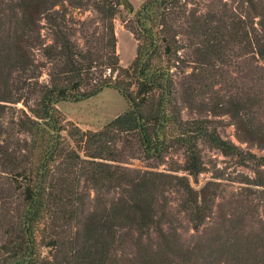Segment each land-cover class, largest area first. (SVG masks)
Listing matches in <instances>:
<instances>
[{
	"label": "trees",
	"instance_id": "obj_1",
	"mask_svg": "<svg viewBox=\"0 0 264 264\" xmlns=\"http://www.w3.org/2000/svg\"><path fill=\"white\" fill-rule=\"evenodd\" d=\"M117 18L136 42L125 67ZM246 55L264 63V0H145L136 9L125 0L0 5V240H18L2 245L0 264L7 253L17 257L13 264H109L121 229L141 234L156 222L165 186L183 191L182 207L199 226L211 209L208 185L196 191L185 176L122 164L129 157L160 166L180 154L179 170L196 183L206 146L241 166H262L264 157L243 152L204 118L240 122L261 109L255 92L212 88L226 86L224 68ZM104 90L127 109L100 131L81 130L57 109ZM183 111L197 117L185 120ZM258 142L264 145V131ZM91 192L98 204L87 213Z\"/></svg>",
	"mask_w": 264,
	"mask_h": 264
},
{
	"label": "rangeland",
	"instance_id": "obj_2",
	"mask_svg": "<svg viewBox=\"0 0 264 264\" xmlns=\"http://www.w3.org/2000/svg\"><path fill=\"white\" fill-rule=\"evenodd\" d=\"M6 1L0 0V5ZM144 1L127 0V3L136 9ZM79 16L87 18L90 14L85 12L84 16ZM114 26L117 52L125 67L135 56L136 42L118 18ZM224 72L227 85L212 86L214 92L236 94L233 88L255 92L261 100V109L245 115L240 122L227 114L205 113L204 118L223 139L231 141L243 152L264 157V145L258 142L260 132L264 131V63L249 55L241 56L226 66ZM229 84L232 88L227 92L225 88ZM208 96H212L210 88ZM57 109L81 130L97 132L124 113L127 105L115 91L104 90L86 101L60 102ZM196 117L188 111L182 112L185 120ZM200 147L204 172L196 183L179 170L183 166L180 154H171L160 166L152 161L125 159L122 165L132 172L185 176L196 191L208 185L211 209L204 221L195 227L182 207L186 199L183 191L173 185L160 187L156 222L141 234L133 228L121 229L109 264H264V164L241 166L235 156H224L216 149ZM172 168L177 171L169 170ZM97 204L96 196L91 192L87 213L93 212ZM17 241L0 240V248ZM2 256V264H13L17 259L12 253Z\"/></svg>",
	"mask_w": 264,
	"mask_h": 264
},
{
	"label": "crops",
	"instance_id": "obj_3",
	"mask_svg": "<svg viewBox=\"0 0 264 264\" xmlns=\"http://www.w3.org/2000/svg\"><path fill=\"white\" fill-rule=\"evenodd\" d=\"M127 2V0H125Z\"/></svg>",
	"mask_w": 264,
	"mask_h": 264
}]
</instances>
